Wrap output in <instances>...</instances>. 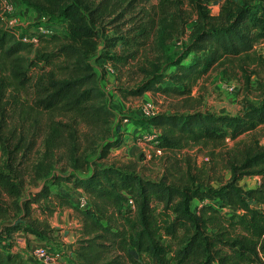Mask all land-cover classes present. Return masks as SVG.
Segmentation results:
<instances>
[{
    "label": "trees",
    "instance_id": "obj_1",
    "mask_svg": "<svg viewBox=\"0 0 264 264\" xmlns=\"http://www.w3.org/2000/svg\"><path fill=\"white\" fill-rule=\"evenodd\" d=\"M20 1L49 21H66L68 35L52 34L50 39L48 34L39 35L37 44L47 47L35 55L37 44L24 43L8 29L0 7V145L7 153L0 190L15 198L17 211L14 222L0 226V264H30L16 250L17 233L50 242L54 230L49 218L65 208H73L82 222L74 264H264V97L238 116L196 111L156 114L141 121V126L160 131L155 150L164 153L201 143L235 142L223 159L231 177L218 188L196 180L185 185L154 181L115 166L94 165L89 170L91 145L81 140V136L89 138L81 130L88 129L96 140L108 134L114 118L92 59L99 54L105 20L116 15L120 2ZM191 1L198 19L187 54L173 65L176 70L144 69L141 83L119 88L123 97H143L148 92L190 95L211 71L227 64L244 69L255 61L257 46L264 44V0H227L216 16L202 0ZM168 9H161L162 20ZM163 27L172 29L169 22ZM153 30L144 22L128 30L129 36L114 39L131 49L127 56L112 60L125 64L135 60ZM44 121L45 152L34 173L54 186L64 182L82 190L86 208L58 190L53 192L46 181L33 197L17 202L25 187L19 170L23 163L17 160L35 149ZM116 131L121 132L119 127ZM241 137L245 140L239 141ZM123 143L122 137L108 140L103 151L109 154ZM55 164L85 176H52ZM247 176L259 177V185L245 190L239 183ZM224 209L232 210L230 215L222 213ZM35 211L44 219L34 217Z\"/></svg>",
    "mask_w": 264,
    "mask_h": 264
},
{
    "label": "rangeland",
    "instance_id": "obj_2",
    "mask_svg": "<svg viewBox=\"0 0 264 264\" xmlns=\"http://www.w3.org/2000/svg\"><path fill=\"white\" fill-rule=\"evenodd\" d=\"M226 1L202 0L201 2L211 16H216ZM12 2L15 8L14 16L19 23L18 30L25 33H42L41 27L47 29L51 26L53 33L47 35L49 39L52 34L62 38L68 35L66 21H49V18L42 12L26 6L20 0H12ZM119 2L121 8L117 10L116 15L105 20L103 31L101 30L100 51L92 59L100 83L109 97L114 118L108 134L100 135L96 140L94 133L86 128L81 130L80 134H86L89 137L86 139L81 136V140L83 141L84 138L86 145H91L87 153L89 170L94 165L115 166L154 181L166 179L169 182H179L185 185L196 180L197 183L211 184L216 188L222 186L231 177L225 168L223 159L235 146V142L228 140L225 144L201 143L181 151L162 152L161 155H156V140L150 138L159 137L160 131L149 128V126H141L140 123L149 118V113L187 114L201 111L221 116H238L244 112L246 107L258 106L264 97V44L257 46L255 61L245 64L244 69L231 64L217 68L202 78L190 95L148 92L143 97L125 98L119 88H131L141 83L146 76L142 72L144 69L148 71L158 69L163 72L176 70L173 65L187 54V45L198 17L191 0H119ZM163 6L169 7L166 20H162ZM125 9H128V12L121 16ZM151 21L154 22L150 25ZM144 22H149V26H152L154 30L136 59H129L126 64L112 60L121 55L127 56L131 49H128L120 40L116 42L114 39L129 36L128 30ZM167 22L172 25L170 31L163 30ZM46 47V44H37L34 47V54H40ZM48 49L51 51L52 47ZM107 54L111 60L98 58ZM193 57L194 54H191L189 60ZM229 86L234 88L231 90ZM44 125L45 121L42 123V136L37 141L35 149L25 159L20 156L17 160V163H23L19 170L25 176L23 196L17 198L19 203L33 197L46 181L45 177L40 178L34 173L45 152L46 129ZM117 127L121 132L116 131ZM117 137L123 138V145L105 154L103 150L107 141ZM240 140H245V137H241ZM10 144L6 142V145ZM6 162L5 147L0 145V170L4 169ZM50 173L55 177L72 173L81 177L85 176L82 171H73L64 164H55ZM260 181L259 177L247 176L239 185L245 190H250L256 188ZM47 184L53 192L58 190L79 207L83 200H87L82 192L74 188L73 184L63 182L60 187L54 186L50 181ZM15 201V198H10L0 190V208L5 211H0V226L15 221L17 212L13 207ZM36 207L34 205V209ZM231 211L224 209L222 213L230 215ZM33 216L44 219L40 211H35ZM49 223L54 230L50 242L41 240L38 242L32 238L29 240L19 232L16 235L17 252L21 253L30 264H38L30 253V245H47L51 256L49 264H74V249H76L80 229H82L79 213L73 208L60 209L49 218ZM143 257L145 256H141Z\"/></svg>",
    "mask_w": 264,
    "mask_h": 264
},
{
    "label": "built area",
    "instance_id": "obj_3",
    "mask_svg": "<svg viewBox=\"0 0 264 264\" xmlns=\"http://www.w3.org/2000/svg\"><path fill=\"white\" fill-rule=\"evenodd\" d=\"M0 7H1V19L4 22L5 26L8 29H13L15 31V34L17 37H19L24 43H34L37 44L39 41V35L41 34H50L53 33L52 27L49 26V28L45 29L43 27L40 28V32H33V33H25L23 31L18 30V20L15 18V8L13 5L12 0H0ZM229 88L232 90L234 87L229 86ZM155 113H149L148 117L155 116ZM128 121V120H125ZM157 140V137H153L150 139ZM162 150L156 149L155 153L156 155H161ZM129 205L133 207V203L130 202ZM87 206V200H83L82 203L80 204L81 208H86ZM30 253L32 257L35 259V261L38 264H49V261L51 260L49 248L47 245H38V246H32L30 245Z\"/></svg>",
    "mask_w": 264,
    "mask_h": 264
},
{
    "label": "crops",
    "instance_id": "obj_4",
    "mask_svg": "<svg viewBox=\"0 0 264 264\" xmlns=\"http://www.w3.org/2000/svg\"><path fill=\"white\" fill-rule=\"evenodd\" d=\"M38 11V10H37ZM40 12V11H39ZM137 130H140V129H138V128H136ZM130 132H131V129H130ZM78 191H80V192H82L83 193V191L82 190H80V189H77ZM83 195H85L84 193H83ZM68 197V196H67ZM86 197V196H85ZM23 234V233H22ZM24 235V234H23ZM38 242H39V240H37ZM36 241V242H37Z\"/></svg>",
    "mask_w": 264,
    "mask_h": 264
}]
</instances>
